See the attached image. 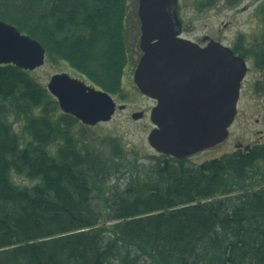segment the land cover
I'll return each mask as SVG.
<instances>
[{
	"label": "trees",
	"instance_id": "16d2710c",
	"mask_svg": "<svg viewBox=\"0 0 264 264\" xmlns=\"http://www.w3.org/2000/svg\"><path fill=\"white\" fill-rule=\"evenodd\" d=\"M128 5L0 0V18L125 97ZM88 135L31 71L0 67V264H264V144L194 164Z\"/></svg>",
	"mask_w": 264,
	"mask_h": 264
},
{
	"label": "water",
	"instance_id": "95a60500",
	"mask_svg": "<svg viewBox=\"0 0 264 264\" xmlns=\"http://www.w3.org/2000/svg\"><path fill=\"white\" fill-rule=\"evenodd\" d=\"M178 0H140L141 48L135 71L140 89L158 100L149 142L160 152L186 156L214 146L229 135L237 112L246 66L220 43L199 47L177 36L170 8ZM46 49L18 27L0 20V63L35 69L45 63ZM48 88L61 108L87 124L111 119L115 101L103 90L67 72L55 73ZM142 112L134 114L141 117Z\"/></svg>",
	"mask_w": 264,
	"mask_h": 264
},
{
	"label": "flooded vegetation",
	"instance_id": "af4514ba",
	"mask_svg": "<svg viewBox=\"0 0 264 264\" xmlns=\"http://www.w3.org/2000/svg\"><path fill=\"white\" fill-rule=\"evenodd\" d=\"M189 3V0H179L177 11L182 24L181 37L190 39L201 46H205L211 41L226 44L247 65L245 77L241 82L238 110L234 124L242 108H247V102L243 101L246 95L251 97L253 109H257L258 112L263 111L264 0H192L190 4L194 6L193 9L190 8ZM216 19H220V21L218 26L214 27L211 20ZM197 20L202 21L203 25H198ZM134 87L140 91L137 86ZM140 93L152 102L150 108L139 109L144 112L146 117L157 101L141 91ZM115 98L120 105L121 100L118 97ZM126 101L127 104L124 109L129 106L128 98ZM247 104L249 105V103ZM135 111L138 110H133L131 113ZM261 120L264 121V113L261 118H256V122ZM254 135V139L247 143L248 145L253 147L255 144H264V127L255 130ZM247 144L242 141L236 142L235 149H245Z\"/></svg>",
	"mask_w": 264,
	"mask_h": 264
},
{
	"label": "rangeland",
	"instance_id": "374dc122",
	"mask_svg": "<svg viewBox=\"0 0 264 264\" xmlns=\"http://www.w3.org/2000/svg\"><path fill=\"white\" fill-rule=\"evenodd\" d=\"M192 3V0H189ZM189 3V4H190ZM129 8L126 20V33L128 41V54L129 64L126 68L124 77V84L126 85L128 105L125 110H118L116 115L107 122H102L96 127H92L89 130V139L96 143L97 147L103 151H110L111 144L109 140L117 138L123 143L126 149V154L130 158L138 157L140 161L151 160L152 157H162L163 154L157 152L149 143L148 135L153 128V123L149 117H144L139 120H135L131 116V111L149 108L152 104L151 100L141 95L140 91L136 90L133 86V71L140 57V52L137 50V41L139 37V22L137 18L138 0H129ZM190 8L194 6L190 4ZM220 19L211 20L214 27H217ZM195 22V21H194ZM198 25H203V22L197 20ZM67 70V66L61 63L46 62L43 66L32 70V75L43 84H47L51 75L55 72ZM247 108H242L241 113L238 115L236 123L231 127V133H229L228 139L213 147L196 153L189 157L191 163L199 164L206 159H211L217 156H221L223 153L233 151L236 142H244L247 144L254 139V131L258 128L264 127V121L256 122V118L263 116V111H257L253 109L251 104V97L246 95L243 99ZM14 116H11V119ZM17 131L23 135L22 122L15 124ZM13 180L17 184L26 185L29 184V180L22 175L14 174Z\"/></svg>",
	"mask_w": 264,
	"mask_h": 264
},
{
	"label": "bare ground",
	"instance_id": "6f19581e",
	"mask_svg": "<svg viewBox=\"0 0 264 264\" xmlns=\"http://www.w3.org/2000/svg\"><path fill=\"white\" fill-rule=\"evenodd\" d=\"M170 10L175 14V12H176V9L175 8H172V9L170 8ZM174 21L177 22L178 20L176 18H174ZM176 30H179V26L178 25L176 26ZM228 137H229V135H228ZM228 137L225 140H223V142H225L228 139ZM170 155L171 156H175V157H191L194 154L186 155V156H177V155H172V154H170Z\"/></svg>",
	"mask_w": 264,
	"mask_h": 264
}]
</instances>
